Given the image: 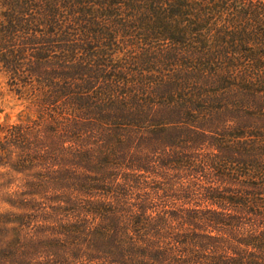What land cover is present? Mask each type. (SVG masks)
<instances>
[{"label":"trees","instance_id":"16d2710c","mask_svg":"<svg viewBox=\"0 0 264 264\" xmlns=\"http://www.w3.org/2000/svg\"><path fill=\"white\" fill-rule=\"evenodd\" d=\"M0 73L44 262L264 264V0H0Z\"/></svg>","mask_w":264,"mask_h":264},{"label":"rangeland","instance_id":"374dc122","mask_svg":"<svg viewBox=\"0 0 264 264\" xmlns=\"http://www.w3.org/2000/svg\"><path fill=\"white\" fill-rule=\"evenodd\" d=\"M26 105L27 102L18 99L9 89L5 74L0 73V127L12 125L26 118L31 113ZM9 141L11 139H8V142L0 140V148L5 150L0 157V258L6 257L3 252L7 243L15 242V247L19 248L17 252H20L24 260L21 264H48L44 261L47 260L52 247L46 241V236L49 234L51 237L52 233L59 230L58 225L47 229L45 225L39 224V219L29 222L34 216L32 210L34 207L31 203L26 205L23 200L29 197L23 188L27 175L16 169L19 149H16L15 143ZM35 171L37 170L29 172Z\"/></svg>","mask_w":264,"mask_h":264}]
</instances>
